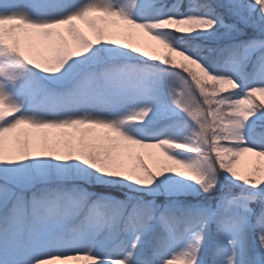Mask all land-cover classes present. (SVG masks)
Returning a JSON list of instances; mask_svg holds the SVG:
<instances>
[{
	"label": "snow or ice",
	"instance_id": "1",
	"mask_svg": "<svg viewBox=\"0 0 264 264\" xmlns=\"http://www.w3.org/2000/svg\"><path fill=\"white\" fill-rule=\"evenodd\" d=\"M0 264H264V0H0Z\"/></svg>",
	"mask_w": 264,
	"mask_h": 264
},
{
	"label": "rangeland",
	"instance_id": "2",
	"mask_svg": "<svg viewBox=\"0 0 264 264\" xmlns=\"http://www.w3.org/2000/svg\"><path fill=\"white\" fill-rule=\"evenodd\" d=\"M18 2L20 3V5L22 6V7H25V8H27V5H28V2H29V0H18ZM249 162V158L246 156V157H243L242 159H241V165H240V167H243L245 164H247Z\"/></svg>",
	"mask_w": 264,
	"mask_h": 264
}]
</instances>
